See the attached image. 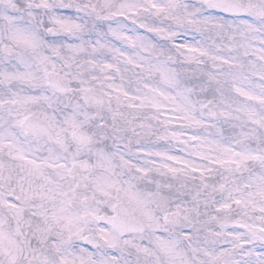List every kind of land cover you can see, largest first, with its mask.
Masks as SVG:
<instances>
[{
  "label": "snow or ice",
  "instance_id": "1",
  "mask_svg": "<svg viewBox=\"0 0 264 264\" xmlns=\"http://www.w3.org/2000/svg\"><path fill=\"white\" fill-rule=\"evenodd\" d=\"M0 264H264V0H0Z\"/></svg>",
  "mask_w": 264,
  "mask_h": 264
}]
</instances>
